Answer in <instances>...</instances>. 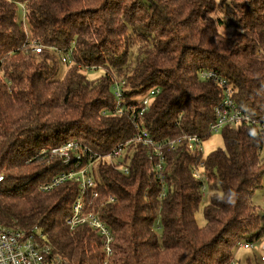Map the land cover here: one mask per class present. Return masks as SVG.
<instances>
[{
    "label": "trees",
    "instance_id": "16d2710c",
    "mask_svg": "<svg viewBox=\"0 0 264 264\" xmlns=\"http://www.w3.org/2000/svg\"><path fill=\"white\" fill-rule=\"evenodd\" d=\"M28 32L47 48L43 54L14 52ZM51 47L73 48V61L63 64ZM259 48L264 50V0H0V221L38 227L69 264H232L241 244L264 236V215L253 203L264 182V137L251 127L224 128V148L206 158H194L187 148L167 154L163 199L142 145L131 146L129 175L100 164V198L90 210L109 196L116 199L102 215L114 236L109 260L96 231L68 226L79 184L40 189L70 168L51 170L37 156L69 142L107 153L133 138L129 117L111 114L113 77L126 80L125 96L138 108L151 91L161 90L143 117L160 142L211 137L223 92L201 79L203 71L233 87L240 110L264 118ZM91 66L102 67L104 75L89 80L84 68ZM201 161L205 197L192 170Z\"/></svg>",
    "mask_w": 264,
    "mask_h": 264
},
{
    "label": "built area",
    "instance_id": "2783aa9c",
    "mask_svg": "<svg viewBox=\"0 0 264 264\" xmlns=\"http://www.w3.org/2000/svg\"><path fill=\"white\" fill-rule=\"evenodd\" d=\"M24 21L25 16H24ZM47 48L38 40L31 37L28 32L27 39L23 45L14 52L22 51L24 54L32 53L41 55ZM50 51L59 57L63 64L73 61V48L60 50L58 48H50ZM258 56H264V50H257ZM4 59H0V68ZM84 70L88 73L103 70L100 66L86 67ZM115 106L111 112L117 117H129L134 130L132 139L125 143H120L107 153H99L83 143L69 142L63 146L44 149L37 158L46 160V165L51 166V170L59 167H69L68 172L57 175L48 180V183L40 186L41 191L51 192L57 187L68 181L79 184L80 193L73 206L71 217L68 220V226L72 231L80 227L86 226L96 231L103 238L104 252L107 260L113 256L114 236L110 228L106 225L103 218V211L111 204L116 202L113 196L99 205V207L91 211L90 207L93 202L100 198L98 188L100 186L99 169L100 164L107 163L120 172L129 175L130 163L129 157L131 146L134 144L142 145L148 149L149 160L153 163L157 179L162 189L161 199L168 192L166 185V155L180 148H187L194 158L204 154L205 138L201 135H186L173 140L157 141L143 123V117L148 111L153 97L160 93V89L151 91L140 102V108L126 98L125 87L127 82L125 79L113 77ZM202 80H211L219 85L223 92V99L215 109L216 122L210 128V134L221 133L228 126L247 125L252 128L253 133L257 137H264V118H253L251 115L240 110L234 101V89L229 83L220 78L213 72L203 71L201 73ZM49 159V160H48ZM52 164L57 166L53 168ZM205 162L201 161L193 166L194 177L202 184L203 196L207 194L208 177L204 172ZM5 181V176L0 175V185ZM89 194L92 200L89 201ZM264 251V236L258 241ZM254 243H243L240 247L250 250ZM264 262V257L262 258ZM0 264H69L67 260L55 253L46 240L45 235L34 227L25 230L13 223L5 226L0 221ZM108 264V261L106 262ZM233 264V263H232Z\"/></svg>",
    "mask_w": 264,
    "mask_h": 264
},
{
    "label": "rangeland",
    "instance_id": "374dc122",
    "mask_svg": "<svg viewBox=\"0 0 264 264\" xmlns=\"http://www.w3.org/2000/svg\"><path fill=\"white\" fill-rule=\"evenodd\" d=\"M221 32L229 37L232 34L231 29L222 28ZM62 67V72L60 74V78H63L66 72V67L64 65ZM104 75V71H94L87 74V77L89 80H96L101 78ZM224 148V138L223 134L221 133H215L211 135L205 142H204V157H208L211 153L215 152L218 149ZM262 158L264 159V150L262 152ZM253 203L255 206L259 207L261 209L262 214L264 215V182L263 187L259 189L254 198ZM205 205L207 202L204 203ZM202 206L200 211L197 214V221L198 224L201 227H204L206 225V221L204 218V207ZM264 257V251L261 248V243H254L253 248L250 250H246L243 247H238L235 254V259L233 260V264H264L262 262V258Z\"/></svg>",
    "mask_w": 264,
    "mask_h": 264
}]
</instances>
